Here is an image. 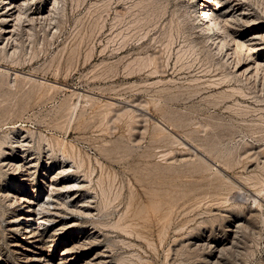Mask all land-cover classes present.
Listing matches in <instances>:
<instances>
[{"label": "rangeland", "instance_id": "1", "mask_svg": "<svg viewBox=\"0 0 264 264\" xmlns=\"http://www.w3.org/2000/svg\"><path fill=\"white\" fill-rule=\"evenodd\" d=\"M28 1L0 67L34 77L0 69V139L26 138L40 198L47 166L82 181L69 204L58 189L37 206L63 242L54 260L73 239L98 264H264V68L237 74L250 45L264 58V0H225L248 39L234 55L199 33V8L187 19V0ZM14 144L0 147V264H19Z\"/></svg>", "mask_w": 264, "mask_h": 264}, {"label": "bare ground", "instance_id": "2", "mask_svg": "<svg viewBox=\"0 0 264 264\" xmlns=\"http://www.w3.org/2000/svg\"><path fill=\"white\" fill-rule=\"evenodd\" d=\"M197 1L198 0H187L188 5H186L187 19L192 20L193 23L198 18L197 17V13H198L197 9L199 7H197V4H198ZM204 1L206 2V6L208 5L210 7V11L208 12V15H210V18L207 22H205L204 17L203 16L200 17V22H199L200 31H199V33H203L204 35H206V38H212L213 41L217 43L218 50L222 54L224 52H225L224 54L232 53L233 55L236 52H237V54L240 53V50H242L243 46H245V44H247L248 39L245 38V36H246L245 33H239L238 32L239 28H237V26H239V25L234 23L235 19H236L235 14L231 13L229 11L230 9L225 10V12H221V10L226 7L225 6L226 5L225 0H204ZM28 2H29L28 0H0V36L3 35L4 38H9L8 37L9 34L14 29L12 27L14 25L11 22L13 20L18 21L20 19V16L23 13H26ZM229 2H231V1L227 0V3H229ZM238 3H239V1L236 2L235 4H238ZM199 11L201 13V10H199ZM201 15H202V13H201ZM235 25H237V26H235ZM256 36H257V34H255V33L250 35L249 40L254 39ZM255 47H257V46L250 45V49H249L251 55L254 56L253 58L256 59L255 62L250 63V64L246 65L245 67H244V64H241L240 66H238L237 74H240V73L245 74V72H246V74H248L249 72L256 73V72H259L262 68H264V58L261 60L257 56L254 55L258 51V48L256 49ZM9 52L10 51L7 50L4 45L0 46V58H2V56L3 57L5 56L7 58L6 55L12 56L11 54H8ZM5 57H4V59H5ZM15 58H17V57H15ZM5 60H7V59H5ZM11 61H13V60H11ZM0 69L2 71L10 73L11 77H13V76L15 77L18 74L24 75L27 78H30V77L33 78L34 77L33 73H31L32 71L29 72L28 74H24V73H21L17 69H14L11 71L8 68H5L3 66H1ZM252 73H250V74L252 75ZM44 78H43V80H45ZM25 80H26V78H25ZM28 80H30V79H28ZM163 125H166V124L163 123ZM170 128L168 130H170ZM14 137L15 138L13 140L12 139L10 140L11 137L8 138V140L0 139V147L4 148V145L6 142H11V144L15 143L13 146L10 145L12 147V149H11L10 153L8 152L9 156L7 155L8 157L4 160V164L8 165L10 168H12L15 171V173H17V176L15 177L17 182H16L14 188L10 189V191L12 190L13 192L12 191L9 192V195H11L15 199L13 202H10V204H12L13 206L15 205L14 209H15V211L18 210V212L16 214H14L11 217V219H9V223H10V226L13 227L12 228L13 230H15L16 228L19 229V234L16 235L17 238L15 237L16 241L11 243L12 249H13L12 251H15L18 255L19 264H85L84 262L91 263V264H98L99 262H101V260H99L101 257L99 252L92 255V257L89 259V261H86V260L84 262L81 261V259L83 257L81 258L78 254H76L75 249H76L77 243L73 239H70V242H68V244L62 248V250L60 251L61 256L58 258V260H56V261L54 260V256H55L56 251H57L56 246L57 245H59V246L63 245V242H60L61 238H60V234L58 233L59 230H57V231L54 230L53 233L49 235L46 233V230H44V227L40 226L39 224L37 225V220L35 217V214L38 211L37 206L42 205L45 202L47 203V201L51 200V198L53 200H55V197H57L55 192L58 189L59 190L63 189L65 191L66 194H64V195L66 196L67 199L66 200L64 199V200H65V203L69 204L71 201H74L77 198V197H75L73 190H75L76 187L80 188L82 186V181H79L76 177L75 178H73V177L67 178L65 180H62L61 182L58 181L59 178H63L64 176L68 175V173H70L68 171H70V170L74 171L75 170V167L71 168V166L73 164L72 165L68 164L69 166H62L58 171H57V168H54V166H52V165L50 167L47 166L44 168V170H45L44 175L43 174L41 175V179L39 181L43 182V183L49 182V185L51 186V191L49 190V192L44 193L43 197L40 198L39 194L42 191V189L40 187L41 184L39 185L38 183H34V181H33L34 179L33 180L31 179L33 182L30 181V177H31V175H33V171H34L33 168L36 166L37 162H34L33 159L30 161L25 160L26 155L24 152H26V150L21 149V146L24 143L27 144L26 138L21 139L20 137H18V135H15ZM23 141H25V142L23 143ZM7 144H10V143H7ZM16 147H19L20 149L18 148L19 150H16ZM188 148H190V147H188ZM14 151H19V152L18 153L16 152L13 155L11 152H14ZM69 155L70 154H68L67 157ZM37 166H39V165H37ZM78 167H79V165H78ZM78 167H76V169ZM57 184L58 185L62 184V185L58 186ZM29 185L34 186L32 191H35V192L38 191V195L37 194L36 195L35 194L30 195L31 191L28 188H26ZM242 194H241V196H242ZM254 194H256V192ZM250 195H252V194H250ZM256 196H258V195H256ZM253 199L256 200L257 197L254 196ZM46 205H48V204H46ZM53 206L55 209L43 210V212H42L43 216L41 217V219L44 222L45 221L50 222L52 220L53 221L57 220L56 215L59 214L60 210L55 204ZM62 229H63V227H62ZM53 235L57 236V238L52 237Z\"/></svg>", "mask_w": 264, "mask_h": 264}, {"label": "built area", "instance_id": "3", "mask_svg": "<svg viewBox=\"0 0 264 264\" xmlns=\"http://www.w3.org/2000/svg\"><path fill=\"white\" fill-rule=\"evenodd\" d=\"M198 4H197V7H199V10H201V13L205 19V22H207L210 18V15H208V12L210 11V7L207 5L206 6V2L204 0H198L197 1Z\"/></svg>", "mask_w": 264, "mask_h": 264}]
</instances>
